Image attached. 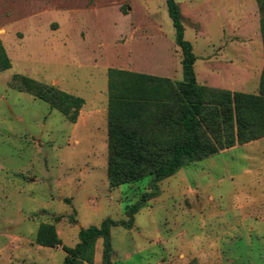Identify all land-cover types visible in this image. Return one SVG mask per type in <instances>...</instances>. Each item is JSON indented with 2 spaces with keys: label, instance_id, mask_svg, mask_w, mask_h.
<instances>
[{
  "label": "rangeland",
  "instance_id": "rangeland-1",
  "mask_svg": "<svg viewBox=\"0 0 264 264\" xmlns=\"http://www.w3.org/2000/svg\"><path fill=\"white\" fill-rule=\"evenodd\" d=\"M199 82L211 68L258 92L264 44L256 0H177ZM0 264H62L36 240L53 222L62 244L127 209L151 176L111 186L108 68L183 80L166 0H0ZM27 75L81 95L78 120L14 85ZM237 86V85H236ZM131 228H111L112 264H264V137L193 161L160 180ZM60 216V219H57ZM95 264L102 263V240Z\"/></svg>",
  "mask_w": 264,
  "mask_h": 264
},
{
  "label": "trees",
  "instance_id": "trees-1",
  "mask_svg": "<svg viewBox=\"0 0 264 264\" xmlns=\"http://www.w3.org/2000/svg\"><path fill=\"white\" fill-rule=\"evenodd\" d=\"M264 44V0H256ZM182 51L183 80L129 69L108 68V178L111 186L150 175L152 190L132 203L127 218H104L98 225L81 227L74 246L62 244L53 222H42L35 237L39 245H62V264H95L96 244L102 240V263L112 264L111 228H131L135 214L159 193L158 182L181 167L219 151L264 137V69L258 92L232 90L201 83L195 72L197 55L185 38L183 13L177 0H166ZM11 58L0 37V71ZM78 120L85 98L34 78L15 74L13 82ZM60 219V216H57ZM189 264H196L192 260Z\"/></svg>",
  "mask_w": 264,
  "mask_h": 264
},
{
  "label": "crops",
  "instance_id": "crops-1",
  "mask_svg": "<svg viewBox=\"0 0 264 264\" xmlns=\"http://www.w3.org/2000/svg\"><path fill=\"white\" fill-rule=\"evenodd\" d=\"M228 75H229V72L228 70L225 68L224 71H223V74H219L218 72L216 73V77H214V74H213V70L211 68V77L209 79L210 81V85L211 86H214V87H220V88H229V89H232V90H239L238 86H242L241 82L239 80V78L237 77L236 75V79L237 80H230L228 78ZM237 85V86H236Z\"/></svg>",
  "mask_w": 264,
  "mask_h": 264
}]
</instances>
